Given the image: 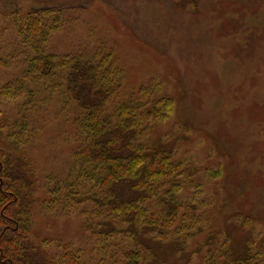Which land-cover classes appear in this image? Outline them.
Wrapping results in <instances>:
<instances>
[{
  "label": "rangeland",
  "instance_id": "374dc122",
  "mask_svg": "<svg viewBox=\"0 0 264 264\" xmlns=\"http://www.w3.org/2000/svg\"><path fill=\"white\" fill-rule=\"evenodd\" d=\"M34 13L53 23L39 37L41 50L25 40L24 25ZM34 53L53 61L50 78L56 75L60 84L43 86L34 78L30 94L0 93V150L27 163L33 197L40 199L30 208L32 244L72 243L82 264H123L120 253L134 250L129 233H95L103 219L84 200L100 187L90 185L93 170L77 164L87 139L80 137L73 111L83 126L91 124L60 91L66 67L80 60L94 67L98 81L114 86L102 115L132 105L139 148L169 153L167 160L182 167L179 212L193 205L187 214L194 218L178 214L168 235H184V222L202 226L185 237L193 252L188 264L210 258L232 264L220 254L230 239L234 247H228L239 253L247 240L250 264H264V0H0V86L20 82L25 58ZM137 144L130 148L136 151ZM161 178L143 182L159 190L144 203V216L163 217L158 202L172 180ZM193 182L197 192L187 186ZM69 191L77 193L71 207L70 197L62 201ZM224 218L232 224L226 232ZM50 246L54 261L62 248ZM162 254L167 264L181 260L167 249Z\"/></svg>",
  "mask_w": 264,
  "mask_h": 264
},
{
  "label": "trees",
  "instance_id": "16d2710c",
  "mask_svg": "<svg viewBox=\"0 0 264 264\" xmlns=\"http://www.w3.org/2000/svg\"><path fill=\"white\" fill-rule=\"evenodd\" d=\"M78 5L81 4L76 3V7H79ZM27 18L24 25L26 43L32 48L41 50L39 39L45 38L46 24L49 26L53 23L51 21L48 24L49 20L46 17L42 16L40 19L36 13ZM32 31H36L38 36H33ZM38 55L34 53L31 57L26 56L27 67L19 76L20 82L15 78L1 84V95L5 98H15L16 95L27 90L30 94L33 90L31 82L34 78L42 80L43 86L54 87L60 84L61 81L55 78L56 75L52 78L53 82L50 78V75L55 73L53 67L56 65L53 61ZM10 57L5 59H11ZM88 63L80 60L71 62L64 74L61 72L59 75L63 74L65 78V87L60 89L65 96L63 100L73 99L77 104V110L84 113L83 119L91 124L90 128L83 126L82 116L73 111V121L82 125L79 126L78 133L82 139H87L76 157L79 160L77 164L92 169L96 177H93L94 181L89 178L92 182L90 185L95 184L100 187L84 198L85 201H90L93 212L103 219V222L97 225L98 232L95 233L103 232L109 235L126 232L131 235V241L135 244L134 250L120 253L123 264H142L144 258H148L147 264H167L162 254L166 249L171 256L181 258L177 264H188L193 252L187 250L185 237H189L190 230L200 231L202 226L199 223L184 222L182 225L184 235H178L173 239L168 235L172 232L171 224L178 214L180 217L194 218L191 214H187L188 210L194 208L193 205L179 212L183 201L176 194L182 183L180 179H183L185 173L182 167L177 169L172 165L171 160H167L169 153L157 150L143 151L139 148L136 140L138 128L135 125L137 124H134L133 114L129 112L133 108L132 105L121 107L122 109L115 112L116 116L115 113L102 115L104 103L110 97L114 86L98 81L94 67L92 68ZM57 95L60 96V93L57 92ZM155 106L156 104L153 108ZM102 117L107 121L104 119L102 121ZM110 118L115 122V127L109 123ZM132 142L138 145L136 151L130 148ZM154 152L161 153L155 155ZM151 176L162 177L158 180L162 183H166L168 181L166 179L172 180L169 183H172L171 187L164 196L166 200L158 202L163 210L162 219L157 218L153 213L144 216V203L159 194L154 183L149 186L143 184ZM188 177L190 176H186L185 179ZM30 179L26 162L19 159L12 160L10 153L4 149L0 150V264H82L76 251L73 252L71 248L72 243L60 244L57 239H44L41 245H35L30 241L32 223L30 208L36 200H40L33 197V184L29 182ZM184 184H187L186 181ZM187 186L192 187L196 192L199 190L196 182ZM194 191L192 197L196 199ZM76 194L69 191L68 196L62 197V201L70 197L68 203L71 207ZM225 218L223 232H226L228 226H232L231 223L227 224ZM106 234L104 235L107 236ZM213 235L214 233L210 234L207 239H211ZM52 244L62 248H60L62 250L60 256L54 261L49 258ZM232 244L230 239L229 247H234ZM228 245L223 250L229 251L228 254L220 252L226 263L250 264L252 257L247 240L243 241L240 247L243 251L240 253L234 252ZM143 252L145 256L142 258ZM210 259L208 264H214V259Z\"/></svg>",
  "mask_w": 264,
  "mask_h": 264
}]
</instances>
